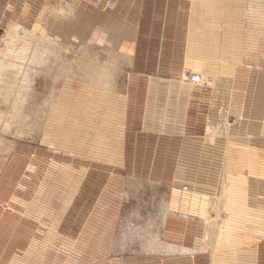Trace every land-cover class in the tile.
Segmentation results:
<instances>
[{"label":"rangeland","instance_id":"1","mask_svg":"<svg viewBox=\"0 0 264 264\" xmlns=\"http://www.w3.org/2000/svg\"><path fill=\"white\" fill-rule=\"evenodd\" d=\"M243 1L0 0V42L14 24L62 48L32 78L27 125L0 136V264H264V56L244 59ZM82 50L116 64L111 92L76 73ZM92 91L108 101L88 118ZM226 168L237 204L211 252Z\"/></svg>","mask_w":264,"mask_h":264},{"label":"bare ground","instance_id":"2","mask_svg":"<svg viewBox=\"0 0 264 264\" xmlns=\"http://www.w3.org/2000/svg\"><path fill=\"white\" fill-rule=\"evenodd\" d=\"M243 2L244 4H243L242 22H244L245 25V30H244L245 42L243 49L244 57H245L244 59L248 61L257 60L252 56L254 53H257V57L259 56V54H262V56H264V52H263L264 51V0H244ZM17 32H18V28L16 25L14 24L9 25L1 42V45L3 46L0 49V136H5L13 130H15L16 132H20L19 130L21 129L22 124L27 125L28 120L32 115L31 112L28 111V107H29L28 98L30 97V93L33 85L32 78L38 72L46 68L48 61L51 58L52 60L53 58L55 59V57L57 58L58 56L57 54H59L62 50V48L55 43H49V44L33 43L31 41L33 40L32 37H29V39L25 41L23 40V37L21 38L18 36ZM25 34L27 35V33ZM56 60H58V58ZM53 63L54 61L52 62V64ZM61 70L62 69L60 68L59 71ZM74 70L76 71V73L80 75L81 78L88 80L89 82L87 83H91L92 84L91 87L93 88L97 87L99 89H102V91L104 92L105 91L111 92L112 89L115 87L113 84L114 83L113 78L116 76L114 71L118 70L116 64H114L112 61L111 62L108 61V63L105 62L100 65L98 63L96 64L89 59L86 50H82L80 56H77V59L75 60L74 63ZM113 73L115 75L114 77H113ZM97 92L95 91L92 95L100 96V97H95V99L100 100L99 103H101V105H97L98 107H92V105H88L90 106V109H88L89 114H87L88 118H90L93 115V113H98L99 111L101 112L107 104L108 95H106L103 92H100L98 94ZM89 96L91 97V94ZM53 98L54 97L52 95V98H49L44 103L47 111L49 109L48 113L51 112L55 106L54 105L55 102ZM99 107H102L103 109L99 110ZM109 114H111V112ZM87 115L84 116H86L87 118ZM43 116L45 115L39 114L36 117L43 118ZM44 118H46L47 120V116ZM81 118L83 119L84 117L81 116ZM233 139L235 138H231V140ZM235 144L236 143H230L231 146H234ZM225 172H226L225 180L222 186L221 194L217 198H213V202H212L213 203L212 213L216 216L210 221L211 233L215 232V240H214V245L211 247V252L219 251L222 241L228 238L227 236L228 233L225 232L228 230V228L224 227L223 221L221 223L218 222V218H217L218 214L220 212L223 213L225 217L228 216L226 219L228 220V218H230L229 216H231L229 209H231L237 204L236 201L237 196L236 195L232 196L228 193L230 189L228 184L229 182L233 183V180L236 179V177L229 176V173L232 172L231 169L226 168ZM238 172L240 173L241 171ZM161 218L162 220L165 218V210H163V208H162ZM154 225L155 222H148L145 225L144 230L135 229V230H128L127 232L126 230L125 231L123 230L122 232L125 234L123 235L124 240H122L123 245H126L127 243L130 242L133 243L135 239H141L143 236L145 237V235L150 232L151 227H153L154 229ZM152 238L154 239V241L150 244V247L154 249L155 247H157L156 245H158L157 241L159 239V234H157V236L156 233L155 235L153 234ZM161 250L163 252H168V253H181V254H185L188 252L192 253L191 250L178 246H163Z\"/></svg>","mask_w":264,"mask_h":264},{"label":"crops","instance_id":"3","mask_svg":"<svg viewBox=\"0 0 264 264\" xmlns=\"http://www.w3.org/2000/svg\"><path fill=\"white\" fill-rule=\"evenodd\" d=\"M201 59H203V58H196V59H195L196 63H197L199 60H201ZM198 92L201 93L199 89H195V88L191 89V91H190V93L192 94V96L196 97L195 100H196L197 97H198V96H197V95H198ZM197 102H198V101L196 100L195 103H197ZM193 105L196 106V104H193ZM187 121H188V122H187ZM203 121H204L203 118L200 119V118L196 117V118L190 119V121H189V120L184 121V122H185L184 125L191 124V125H194L195 127H197V126H198V122H201V123H200V126L203 127V126H204V122H203ZM176 124H177V123H176ZM177 125H183V123H178ZM195 129H196V130H195V133H197V129H198V128H195Z\"/></svg>","mask_w":264,"mask_h":264},{"label":"built area","instance_id":"4","mask_svg":"<svg viewBox=\"0 0 264 264\" xmlns=\"http://www.w3.org/2000/svg\"><path fill=\"white\" fill-rule=\"evenodd\" d=\"M108 8L112 10L114 8V4L111 3L108 6ZM0 46H1V42H0ZM182 79L184 80V82H187L188 84L193 85V86H199L202 83V81H200L201 80L200 76L195 73H185L182 76Z\"/></svg>","mask_w":264,"mask_h":264}]
</instances>
